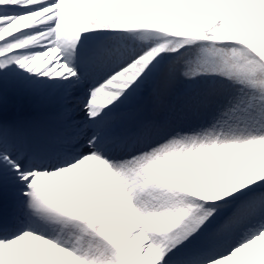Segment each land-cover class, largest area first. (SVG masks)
I'll use <instances>...</instances> for the list:
<instances>
[{
    "label": "snow or ice",
    "instance_id": "1",
    "mask_svg": "<svg viewBox=\"0 0 264 264\" xmlns=\"http://www.w3.org/2000/svg\"><path fill=\"white\" fill-rule=\"evenodd\" d=\"M0 264H264V0H0Z\"/></svg>",
    "mask_w": 264,
    "mask_h": 264
},
{
    "label": "bare ground",
    "instance_id": "2",
    "mask_svg": "<svg viewBox=\"0 0 264 264\" xmlns=\"http://www.w3.org/2000/svg\"><path fill=\"white\" fill-rule=\"evenodd\" d=\"M19 107H20L21 113H24V112L28 111V102L21 100L19 102Z\"/></svg>",
    "mask_w": 264,
    "mask_h": 264
}]
</instances>
